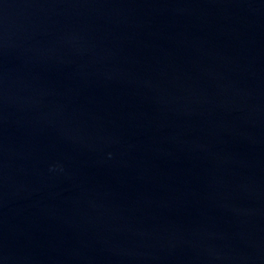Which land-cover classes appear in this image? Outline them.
Wrapping results in <instances>:
<instances>
[{"label": "water", "instance_id": "water-1", "mask_svg": "<svg viewBox=\"0 0 264 264\" xmlns=\"http://www.w3.org/2000/svg\"><path fill=\"white\" fill-rule=\"evenodd\" d=\"M0 264H264V0H0Z\"/></svg>", "mask_w": 264, "mask_h": 264}]
</instances>
